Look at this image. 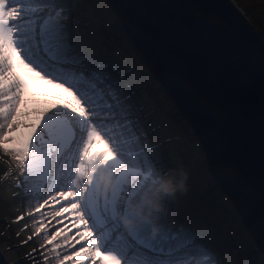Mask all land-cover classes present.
<instances>
[{"label": "snow or ice", "instance_id": "obj_1", "mask_svg": "<svg viewBox=\"0 0 264 264\" xmlns=\"http://www.w3.org/2000/svg\"><path fill=\"white\" fill-rule=\"evenodd\" d=\"M134 6L142 9L141 15L159 18L163 37L170 43L187 44L194 32L200 34L217 24L211 17L193 13L194 4L188 0H159ZM65 9V0H0V151L12 158L25 181L38 177L47 182L52 176L65 183L62 190L49 195L26 215L40 213L49 201L68 202L53 213L52 219L71 213L75 216L74 226L83 225V231L76 235L88 243L62 258L55 251L62 245H52L58 264L70 260L72 264L86 260L89 264L97 260L99 264H129L130 250L133 256L140 257L141 264H222L213 249L182 227L174 229L159 218L155 226L140 221L130 227L121 219V213L138 219L131 212L130 202L160 175L149 155L155 146L145 147L147 137L142 140L136 131L137 122L131 118L128 104L130 97L120 94L107 73L85 66L86 58L71 43ZM152 9L162 12L157 14ZM245 54L248 58L254 55L246 50ZM258 58L264 71V49ZM38 89L62 102L46 109L38 124L28 125L22 116L30 113L21 109L26 104L25 97ZM22 127L31 131L17 146L8 147L16 140L9 134ZM260 138L264 148V122ZM103 171H111L116 177L108 196L100 191ZM259 194L264 195V174ZM16 219L23 220L24 216ZM107 226L118 235L105 232ZM41 232L47 233V225L41 223L34 234L39 236ZM62 233L63 229L48 234L39 248L45 249ZM63 237L64 244H69L67 233ZM36 251L33 249V253ZM41 255L47 264L49 257L44 252Z\"/></svg>", "mask_w": 264, "mask_h": 264}, {"label": "rangeland", "instance_id": "obj_2", "mask_svg": "<svg viewBox=\"0 0 264 264\" xmlns=\"http://www.w3.org/2000/svg\"><path fill=\"white\" fill-rule=\"evenodd\" d=\"M231 2L239 10V6L244 7L257 24L263 25V31H259L256 29L257 25L245 17L264 40V34L261 33H264V0ZM65 4L63 15L67 17L66 28L71 43L86 58L87 68L107 73L115 81L120 94L130 97L128 104L132 109L131 118L137 122L136 131L142 140L147 137L145 147L155 146L149 155L156 162L160 174L180 165L189 172L187 190L178 192L175 197L166 198L164 209L158 214V218L174 229L182 227L185 231L196 234L204 245L217 253L222 264H264V254L256 246L240 215L222 194L218 184L214 185L205 153L194 131L149 71L125 34L109 0H65ZM242 14L244 15L243 12ZM43 101L42 105L29 108H26V104L23 106L21 111L30 113L26 117L22 116L26 124H38L40 115L46 109L62 102L47 92ZM30 131L31 128L22 127L17 132L10 133L16 140L8 147L17 146ZM18 184L21 187L18 188ZM64 187L63 180L57 182L52 176L47 182L38 177L25 181L12 158L0 151V250L8 264H45L41 252L49 257L47 264H58L55 252L51 250L52 245H62L55 250L61 253V258L64 255L71 256L87 246L88 241L80 240L76 235L83 231V225L74 226V215L66 212L63 216L52 219L53 213L66 206L67 201L60 204L49 201L50 206L46 205L40 213L26 215L49 195H54ZM100 207L103 208V202ZM21 215L24 219L17 221L16 218ZM41 223L47 225V233L41 232L36 236L34 233ZM61 229L63 233H67L69 244H64L62 233L45 249L39 248L48 234ZM104 231L111 236L118 235L110 226ZM29 236H32L31 240L28 239ZM73 236L75 239H71ZM121 246H124L123 240ZM33 249L37 251L33 253ZM77 259L79 258L73 257V260ZM128 260L129 264H141L140 257L133 256L132 250L129 251ZM65 264H72V261H66ZM83 264H89V261L86 260ZM96 264H99L98 260Z\"/></svg>", "mask_w": 264, "mask_h": 264}, {"label": "water", "instance_id": "obj_3", "mask_svg": "<svg viewBox=\"0 0 264 264\" xmlns=\"http://www.w3.org/2000/svg\"><path fill=\"white\" fill-rule=\"evenodd\" d=\"M158 2L109 0L149 71L194 131L214 185L264 254V195L259 194L264 174V71L258 58L264 40L231 0H188L194 4L193 13L217 24L194 32L187 44L167 42L159 18L141 15L142 9L134 6ZM245 50L254 55L248 58ZM0 264H8L1 250Z\"/></svg>", "mask_w": 264, "mask_h": 264}, {"label": "clouds", "instance_id": "obj_4", "mask_svg": "<svg viewBox=\"0 0 264 264\" xmlns=\"http://www.w3.org/2000/svg\"><path fill=\"white\" fill-rule=\"evenodd\" d=\"M188 178L189 172L182 165L155 176L140 193L139 197L130 202L131 212L138 219H133L121 213V219L125 225L134 227L138 222L144 221L153 223L155 226L158 214L164 209L165 199L175 197L178 192L186 191ZM115 183L114 173L111 171L100 173V191L102 195L108 196ZM155 231L158 232L159 228L155 227Z\"/></svg>", "mask_w": 264, "mask_h": 264}, {"label": "bare ground", "instance_id": "obj_5", "mask_svg": "<svg viewBox=\"0 0 264 264\" xmlns=\"http://www.w3.org/2000/svg\"><path fill=\"white\" fill-rule=\"evenodd\" d=\"M45 94H46V91L41 90V89L36 90L34 93H29L25 97V99H26V108H29V107L34 106V105H36V106L42 105L44 103L43 97L45 96Z\"/></svg>", "mask_w": 264, "mask_h": 264}, {"label": "trees", "instance_id": "obj_6", "mask_svg": "<svg viewBox=\"0 0 264 264\" xmlns=\"http://www.w3.org/2000/svg\"><path fill=\"white\" fill-rule=\"evenodd\" d=\"M240 7V10L244 13V15H245V17L247 18V19H250L251 20V22L253 21V23L255 24V26L257 27L256 29L257 30H262V26H261V24H257V21L256 20H254L253 18H252V16H251V14L246 10V9H244V7H242V6H239ZM256 21V22H255ZM263 31V30H262ZM262 33V35L264 34L263 32H261Z\"/></svg>", "mask_w": 264, "mask_h": 264}]
</instances>
